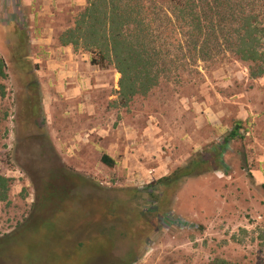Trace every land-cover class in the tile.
Listing matches in <instances>:
<instances>
[{
  "label": "rangeland",
  "instance_id": "rangeland-1",
  "mask_svg": "<svg viewBox=\"0 0 264 264\" xmlns=\"http://www.w3.org/2000/svg\"><path fill=\"white\" fill-rule=\"evenodd\" d=\"M85 3L0 0V175L8 180L0 238L14 252L1 264H75L68 260L72 237L87 242L77 264L104 262L93 253L111 242L122 264H264V75L250 78L249 64L227 51L196 61L191 83L165 78L128 109L115 107V69L92 65L89 54L57 41ZM171 19L172 32L184 37ZM18 29L26 33L20 44ZM233 119L247 124L224 155L228 170L180 180L161 205L170 218L159 227L118 208L133 188L146 190L217 142ZM43 224L55 227V240L39 231ZM27 225L28 237L14 241ZM138 225L145 230L136 236L122 228ZM29 236L39 244L22 243Z\"/></svg>",
  "mask_w": 264,
  "mask_h": 264
},
{
  "label": "trees",
  "instance_id": "trees-1",
  "mask_svg": "<svg viewBox=\"0 0 264 264\" xmlns=\"http://www.w3.org/2000/svg\"><path fill=\"white\" fill-rule=\"evenodd\" d=\"M168 11L174 18L176 27L180 25V29L184 30V37H180L181 39L178 30L175 33L171 30L172 17L168 15ZM15 36L16 39L20 38V44L26 37L25 30H14L13 37ZM164 39L166 42L162 41ZM57 41L61 46L70 45L75 51L89 54L92 65L112 66L120 75L118 98L112 103L115 107L128 109L136 98L151 95L162 79L172 77L178 80L177 83H191V77L196 74L193 68L196 61H208L214 55L227 51L249 64L250 78L264 75V0H86L73 23L58 34ZM4 63L0 56V78L5 77ZM190 75L192 76L189 77ZM2 85L0 82L1 97L4 95ZM245 124L247 123L242 120L233 119L228 133L217 142L195 154L181 168L150 183L146 190L133 188L129 198L123 200L122 206L118 208L134 211L137 217H143L140 218L141 222L147 226L153 224L154 228L159 227L157 222L163 223L169 217L161 205L171 201L168 191L173 193L180 180L212 169L228 170L224 155L231 142L244 137ZM101 161L112 166L115 163L107 154L101 156ZM7 181V178L0 175V201L5 200ZM150 187L156 188L155 192L145 194ZM147 212L152 214L153 223L145 217ZM40 225L41 222L33 228ZM188 226L197 228L191 223ZM98 227L102 226L99 224ZM27 228L19 230V234L16 233L18 235L14 234L13 240L20 242L27 238L32 227L27 225ZM122 228L131 236L145 230L140 225L134 231ZM39 231L43 232L44 237L49 236L54 240L57 238L55 227L49 228L43 224ZM151 235L152 231L148 230L141 238L142 248ZM4 237L0 238V264L14 253L4 248ZM72 239L73 243L69 241L67 247L68 260L73 259L77 264V251L87 245V242L84 240L78 243L77 237ZM22 243L39 244L38 241L30 240V236L27 242ZM74 245L75 251L72 253ZM113 249L114 244L111 242V246H105V249L101 250L99 247L93 256L103 255V259L106 256L100 264H122L117 262ZM139 255L140 253L137 257ZM63 264H71V261ZM209 264L228 262L216 258Z\"/></svg>",
  "mask_w": 264,
  "mask_h": 264
}]
</instances>
